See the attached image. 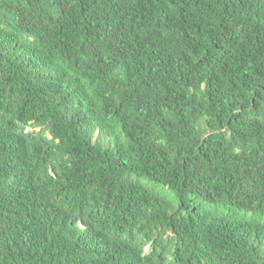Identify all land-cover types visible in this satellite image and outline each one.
Segmentation results:
<instances>
[{
	"label": "trees",
	"instance_id": "trees-1",
	"mask_svg": "<svg viewBox=\"0 0 264 264\" xmlns=\"http://www.w3.org/2000/svg\"><path fill=\"white\" fill-rule=\"evenodd\" d=\"M0 264H264V0H0Z\"/></svg>",
	"mask_w": 264,
	"mask_h": 264
}]
</instances>
